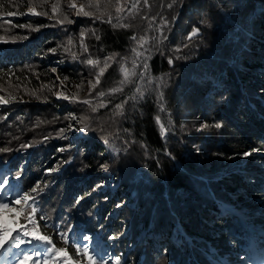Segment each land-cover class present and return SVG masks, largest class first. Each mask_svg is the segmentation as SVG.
Returning a JSON list of instances; mask_svg holds the SVG:
<instances>
[{
    "label": "trees",
    "instance_id": "16d2710c",
    "mask_svg": "<svg viewBox=\"0 0 264 264\" xmlns=\"http://www.w3.org/2000/svg\"><path fill=\"white\" fill-rule=\"evenodd\" d=\"M135 2L0 0V96L7 100L0 104V149H9L0 151V172L9 171L12 194L40 184L32 219L40 234L47 225L55 246L66 247L81 264H89L85 247L94 260L114 255L121 264H236L240 255L250 260L248 244L258 240L261 249L264 240L234 226L232 212L221 205H264V184L250 176L262 173L254 161L264 163V0H139L132 9ZM73 3L106 14L102 20L77 15ZM117 5L125 17L119 22ZM27 8L37 14L27 15ZM64 16L72 23L57 22ZM164 22L166 39L157 40ZM117 23L129 27L114 28ZM193 28L199 34L189 41ZM12 36L27 39L13 42ZM142 37L149 41L144 48L138 45ZM134 48L151 53L145 78L139 79L140 58L133 83L113 92L124 78L121 66L131 69L137 59ZM160 83L164 111L156 99ZM137 85L145 92L142 100L130 99ZM56 91L68 99H56ZM120 103L123 114L117 115ZM203 124L209 127L201 129ZM73 129L78 141L69 137ZM43 168L58 172L43 174ZM18 220L32 227L23 215ZM252 221L264 227V213ZM64 233L67 245L60 239ZM95 240L103 243V254L94 249ZM49 264H67V258L53 255Z\"/></svg>",
    "mask_w": 264,
    "mask_h": 264
},
{
    "label": "snow or ice",
    "instance_id": "6c2138e0",
    "mask_svg": "<svg viewBox=\"0 0 264 264\" xmlns=\"http://www.w3.org/2000/svg\"><path fill=\"white\" fill-rule=\"evenodd\" d=\"M110 2V0H109ZM145 4H147V0H144ZM176 0H172V4H174ZM139 3V0H136L135 3L132 4V9L137 8V4ZM172 4H169L168 7H172ZM70 7H76V5L70 4ZM85 5H80L79 10L77 11V15H83L86 17H95L96 20H102L103 16L106 14L105 12H101L99 15H97L95 12L92 11H84ZM56 10V7H53V11ZM124 11L122 7L119 5L116 6V12H117V21H122L125 19V17L120 16L119 13ZM29 12H31L33 15H36L33 11L32 8H29ZM40 15H44L45 13H39ZM11 15V13H9ZM112 17L109 16V21L111 22ZM58 23H72L71 20L68 19L67 16H64L62 20H58ZM13 27L19 26L21 28L24 27H29L31 28V24H19L16 25L13 23ZM114 28L116 27H129L127 24L123 23H117L112 25ZM167 24L166 22L162 23L160 27L157 29L160 31L161 36L159 38H156L157 40L159 39H166V36H163V28L166 27ZM35 30V29H33ZM7 31V30H6ZM199 34V29L198 28H193L192 32L188 36V40L191 41L193 37L197 36ZM84 31H81V37H83ZM4 37H0V40H4ZM17 39H27V37H17V36H12L11 40L14 42ZM96 39L99 40L100 37L96 36ZM132 40H136V36L133 35L130 37ZM148 39L147 38H140L138 41V45L140 48H144L146 44H148ZM69 44H72V40L69 39L68 41ZM82 47H83V42H82ZM184 47H189V44H185ZM85 51H87L86 48H84ZM54 52L55 49H52ZM176 52H181V48L175 49ZM133 52L135 53V57L137 59L133 60L132 62V68L129 69L127 67L121 66L120 71L123 73V79L120 81L121 87L119 88H113V92H120L123 90V87L126 86L127 84L133 83V77L137 76V67L140 66L141 64V59L143 58L142 62V67L143 70L139 72V79L143 80L145 78L146 72L149 68V64L147 61L151 58V53L149 52L148 49H145L144 51H137L135 48L133 49ZM73 58H76V54L73 53ZM115 55L113 54L112 56H109L107 60L105 61V66L104 68L100 69L99 74H97L96 77V83H99V77L102 75L105 71V68L109 66V62L115 59ZM186 57L184 56H177L176 59H184ZM169 64H172V59H169ZM86 63L88 64H95L98 63V61H93L91 59L87 60ZM55 71V69H53ZM67 79V77H65ZM91 84L92 88L96 87V84H93L91 81H89ZM148 83H151V80L148 81ZM163 86H165L163 83L157 84L156 89H157V96L156 99L159 102V107L160 111H164V106H163V101H164V94L162 91H159ZM35 95V93H33ZM57 98H65L68 99V97L64 96V94L61 93H56ZM99 96L103 97L105 93L101 91ZM145 92L140 88L139 85H137L136 88V95L130 97V99L136 100V99H144ZM39 99V97H37ZM75 99V97H73ZM84 103L88 104L90 101L85 100L83 101ZM0 103H4L3 99L0 98ZM99 108L105 107L104 104H99L97 105ZM123 107L124 104H116V114L117 115H122L123 114ZM93 112L96 111V108L92 109ZM72 120H77L76 116L71 117ZM79 122L84 125V128L87 129V123H86V118L81 117L79 118ZM157 124L160 125V133L161 136L165 135V127L161 123V120L159 117H157L156 120ZM212 127H215L217 129L221 128L222 125L220 123H215L214 125H211ZM201 129L209 127L207 124H203L200 126ZM200 130V129H198ZM63 129L60 130L61 133H63ZM104 139L105 143H108V139L106 137H102ZM22 148H27L30 147V145L23 144L21 145ZM0 151L3 152H8V148H3L0 149ZM60 151H63V149H60ZM252 151H256V149H253ZM252 155L251 152H244L242 154L243 157H248ZM102 169L107 170L108 165L107 164H102L100 166ZM58 169H50L49 171H57ZM20 173L16 174V178L19 179ZM10 186V181L7 178H4L0 180V259H4L6 257H11V264H49L50 260L53 258V255L55 257H65L67 258V264H81L80 260H75L73 261L71 257H69V253L66 249V247H56L52 238L47 234L48 232V226H44V234H40V226L37 225L36 221L32 219V216L39 210V203L37 201L36 196L33 195V193H36L39 195L38 190L42 191L40 188V184L37 183L36 186L32 187L30 191H25L23 194H20L17 192L15 195H12L10 192H8V187ZM46 187V185H45ZM9 196H11V199H9ZM31 201V203H29ZM19 205V208H16L15 206ZM26 206L29 211L26 212ZM24 216V220L26 221V224L32 225L31 228L27 227L26 225H22L19 223L18 218L21 216ZM47 217L43 214L40 215V220L44 221L46 220ZM16 233L13 235V233ZM31 237V239H28ZM60 239L64 242L65 245L68 244V236L66 233L62 234ZM85 240H88L89 237L85 236ZM112 239H115V237H112ZM33 240L40 241L42 243H37L33 244ZM22 245H31L30 248H22ZM7 246V248H5ZM13 249H18V251H13ZM80 249L77 248L76 254L80 253ZM83 255L88 258L89 264H109V261L107 259H99V260H94V258L89 255V250L85 247L83 249ZM122 260L121 257H116L115 258V264H119V262Z\"/></svg>",
    "mask_w": 264,
    "mask_h": 264
},
{
    "label": "rangeland",
    "instance_id": "374dc122",
    "mask_svg": "<svg viewBox=\"0 0 264 264\" xmlns=\"http://www.w3.org/2000/svg\"><path fill=\"white\" fill-rule=\"evenodd\" d=\"M76 7H73V13H76V11L79 10L80 5L76 4ZM26 14H32L31 12H29V8L26 9ZM109 19V18H108ZM51 72L53 73V68L51 69ZM58 81V80H57ZM59 85L61 84L60 81H58ZM56 93H60L59 91H56L54 93L56 99H57V95ZM0 98L3 99L4 103L7 102L6 99H4L3 97L0 96ZM1 104V103H0ZM69 137L74 140V141H78L79 140V135L78 132L73 129V131H71V134L69 135ZM254 165H256L258 167V170H261L262 173H257L254 171H250V176L254 179V181H256V179H260V181L264 184V163L260 160L258 161H254L253 162ZM24 163H20V168L23 169L24 168ZM57 171H49V169L47 168H43V174H48V173H56ZM9 171H1L0 172V180L7 178L10 181V185H11V177H8ZM256 178V179H255ZM105 186V185H104ZM106 187H110V185H106ZM10 186L8 187V192H10L12 194V192L10 191ZM12 195H15L14 193ZM9 199H11V196H9ZM241 205H221V209L223 211H229L232 212L233 216L235 219L232 218L233 224L234 226L237 227H244L246 228V232L248 234V236L250 235H257L255 237H259V239L264 240V227L255 224L252 220L257 219V216L259 214L264 213V205L262 207H257L256 209H249L247 207H240ZM16 208H19V205L15 206ZM92 242V241H90ZM33 243L37 244V243H41L40 241H34ZM94 249H96L99 254H103V243L99 240H95L94 242ZM258 246V240H253V243L250 242L248 244V247H246V249H250V254H251V259H247L244 256L240 255L238 256V260L239 262L236 264H264V255H263V250L264 248L261 249H257L256 247ZM31 246H27V248H30ZM5 248H7V246H5ZM2 251V250H0ZM14 251V250H13ZM259 251V252H258ZM57 258V257H56ZM115 258L116 256H110L108 258H106L109 261V264H115ZM250 261V262H249ZM11 264V257H6L4 259H0V264ZM119 264H121V261L119 262Z\"/></svg>",
    "mask_w": 264,
    "mask_h": 264
}]
</instances>
